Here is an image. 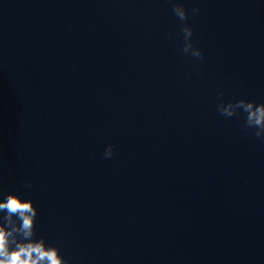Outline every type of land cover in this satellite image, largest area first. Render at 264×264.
Masks as SVG:
<instances>
[{
	"label": "clouds",
	"instance_id": "obj_1",
	"mask_svg": "<svg viewBox=\"0 0 264 264\" xmlns=\"http://www.w3.org/2000/svg\"><path fill=\"white\" fill-rule=\"evenodd\" d=\"M199 11V8H193L192 14ZM173 12L183 22L184 54L203 58V52L193 44L194 30L187 24V10L182 4L175 3ZM219 95L223 96V93ZM217 110L225 117L243 112L246 114L244 129H253L254 136L264 140V103L246 99L221 101ZM114 147L111 144L107 146L103 154L105 159L114 155ZM25 187L31 189L32 182L27 181ZM0 213H4L0 216V264H69L59 247L49 245L42 236L36 238L38 209L31 199H22L20 195L9 192L5 199L0 200Z\"/></svg>",
	"mask_w": 264,
	"mask_h": 264
}]
</instances>
